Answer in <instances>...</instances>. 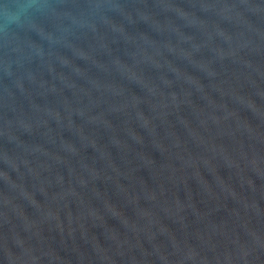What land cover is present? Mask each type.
<instances>
[{"label":"water","instance_id":"1","mask_svg":"<svg viewBox=\"0 0 264 264\" xmlns=\"http://www.w3.org/2000/svg\"><path fill=\"white\" fill-rule=\"evenodd\" d=\"M0 264H264V0H0Z\"/></svg>","mask_w":264,"mask_h":264}]
</instances>
